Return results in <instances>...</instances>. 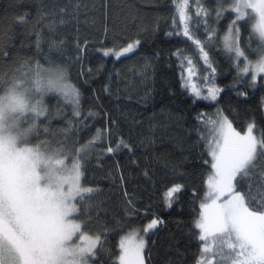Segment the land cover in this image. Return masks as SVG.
<instances>
[{"label": "trees", "instance_id": "16d2710c", "mask_svg": "<svg viewBox=\"0 0 264 264\" xmlns=\"http://www.w3.org/2000/svg\"><path fill=\"white\" fill-rule=\"evenodd\" d=\"M185 5L191 40L180 19ZM237 17L231 0H0V92L38 66L63 69L79 92L78 105L47 93L45 115H30L23 126L32 127L27 143L46 152L74 155L90 145L79 157L91 193L77 200L75 219L99 239L94 264H119L123 235L154 218L160 223L148 234L146 264L200 259L208 239H199L196 225L218 115L240 134L253 126L264 140V81L254 85L242 74V60L223 41ZM254 24L250 11L236 23L249 60L264 54ZM135 41L132 53L103 52ZM209 88L218 90L215 100L204 99ZM250 181L251 194L264 202V157ZM235 183L244 191L249 181Z\"/></svg>", "mask_w": 264, "mask_h": 264}, {"label": "snow or ice", "instance_id": "6c2138e0", "mask_svg": "<svg viewBox=\"0 0 264 264\" xmlns=\"http://www.w3.org/2000/svg\"><path fill=\"white\" fill-rule=\"evenodd\" d=\"M242 6L256 10L259 22L253 27V34L258 35L260 45L258 50L264 49V0H259L257 4L245 3ZM184 7L186 5L180 9V19L185 22L183 35L191 40L188 28L190 18L185 15ZM240 7L241 4L236 5L237 12ZM241 18L238 16L237 19ZM138 43L137 41L136 44ZM194 43L207 62L208 55L204 51V46L199 40H195ZM224 43L226 50L234 53L238 61L241 57L246 60L231 30ZM133 48L134 45L129 44L116 55L119 57L130 53ZM188 63L191 64V61ZM38 69L34 81L36 91H57L65 96L71 95L74 102L79 104V92L75 87L65 83L66 73L63 69L58 67L43 69L39 66ZM240 71L242 74L251 71L255 81L257 74L264 73V58L255 65L246 64ZM41 72L46 75L41 76ZM24 76L25 79L14 78L12 83L23 85L26 92H32V88L26 82L27 73ZM192 87L195 95L200 96L195 85ZM207 91L208 96L204 99L210 97L215 100L218 90L209 88ZM30 112L36 117L45 115L39 104L33 105ZM25 113L28 111H23L22 107V114ZM76 114L79 115L78 112ZM14 130L18 131L16 120L7 122L0 111V264H87L88 258L94 255L99 243L98 238L85 236L80 224L71 223L67 219L78 211L75 202L85 200L91 193L90 189L81 190V165L78 162L73 165L71 190L66 187L65 192H52L46 176L47 161L41 153L27 150L23 157V166H18L21 154L16 152L17 136L13 135ZM219 132L224 143L223 146L217 144L211 151L214 174L208 180V197L212 199V203L202 205L204 214L200 223L196 225L201 232L199 239L203 242L209 236H218L222 240L227 238L230 241L235 234L236 243L228 242L227 248L230 250L239 248L240 251L236 255L243 257L239 264H264V202L251 194L250 181L255 162L259 157H264V140L257 141L252 134L253 126H249L246 135H241L226 119L219 122ZM81 151L83 155H87L83 149ZM108 151L112 152L113 149L109 147ZM55 155L61 156L63 153ZM64 163V160H56L58 165ZM238 178L241 181H249L245 185L246 190L237 189L234 182ZM179 191L180 187L175 186L168 195L171 197L173 193ZM225 194L228 199L222 204H217V200ZM69 200L73 205L71 208L67 207ZM159 223L160 221L153 219L145 231L154 229ZM74 238L80 243L76 244ZM121 247L124 251L120 258L121 264H143L141 256L143 241L128 247L122 244ZM211 250L205 244L204 252Z\"/></svg>", "mask_w": 264, "mask_h": 264}, {"label": "rangeland", "instance_id": "374dc122", "mask_svg": "<svg viewBox=\"0 0 264 264\" xmlns=\"http://www.w3.org/2000/svg\"><path fill=\"white\" fill-rule=\"evenodd\" d=\"M258 2H259V0H231V8L237 13V16L242 17V18L246 17L247 14L250 11L255 17V24H254V26H255L259 22V16L256 13V10L252 9V8H247L246 9L242 5L245 4V3L257 4ZM237 4H241L239 12L236 11V5ZM234 21L237 23L238 19H235ZM236 23L234 24V22H233L232 24H230L229 29L226 31V33H225V35L223 37V41H225V37L229 35V32L231 30L232 35L234 37H236L237 43H238V34H237L238 33L237 28L238 27H237ZM136 42L137 41L130 43V44L134 45V48H133L132 52H134L137 49ZM224 45H225V43H224ZM127 46L122 47V48H118V49H109V50L108 49H104L103 52H104V54L107 52L109 55H114V56L117 57L116 53L122 52L123 49L126 48ZM240 49H241V47H240ZM132 52H130V53H132ZM126 54H129V53H125L124 55H126ZM244 54H245V52H244ZM245 57H246V60H245L244 57L240 58L242 60L241 69H243L246 64L255 65L258 61H260L262 58H264V54H263V56H261L257 60H252V59L249 60L246 55H245ZM40 68L47 69V68H50V67H40ZM37 69L35 71L33 70L34 72L32 71L31 74L27 73V80H26L28 86L32 88L31 95L34 97V103L35 104H39V106L45 111L43 99H44V96L47 93H49V92L58 93V94L62 95L63 97H65L66 99H68V100L72 99L74 101V98L71 95L65 96L61 92H57V91H42V92L41 91H36V89L34 87V81L36 79V73L39 70V69L38 70ZM247 74L250 76V78L253 81V78H252L253 77V73L251 71H249ZM45 75H46V73L41 72V76H45ZM23 77L22 78L25 79V76H23ZM260 78H262L263 81H264V73H260V74L256 75V79H255V81H253L254 85L259 84V79ZM65 83L73 86L70 82H68L66 80H65ZM192 93H194V91ZM30 115L35 116V114H33L31 112L22 114L21 118H20V122L18 124V131L17 130L13 131V135L17 136L16 152L18 154H21L18 166H20V167L23 166V164H24V158L23 157H24V155H26L27 150L31 149L33 152H39L44 157V159L47 161L46 176L48 178V183L51 185V191L54 192V193L65 192V188L66 187L69 190H71V188H72V183H71L72 182V177L74 176L73 165L76 162H78L80 165H82L80 157H79V153H82V151H80V148H78L75 151V154L72 155L71 152H69V151L58 150V152H46V151L42 150L41 148H39L38 146L29 145L27 143V141L31 137L32 127L25 128L23 125H24V122L27 120V118ZM225 119L232 125L231 121L225 115H223V114L218 115L216 123H215V128H216L215 131H216V133L210 139V143H209L210 144V157H211V162L212 163L214 162L212 160V156H211L212 149L216 148L217 144H219L220 146H223V143H224L223 137H222V135L219 132V122L223 121ZM232 128H233V125H232ZM247 132H248V130L245 133H242L241 135H246ZM252 134L256 137L258 142L261 141V138L259 137V135H257L255 133L254 129H253ZM89 148H90V145H87V146H85L82 149L85 151V150H87ZM218 150L219 149L217 148V151ZM55 153H57V154L63 153V155L57 156V155H55ZM49 157H51L50 160L48 159ZM56 160H64L65 163L63 165H58V164H56ZM213 174H214V169H212V172H211V175L209 176V178L212 177ZM209 178H208V180H209ZM178 186L180 187V185H178ZM80 187H81L82 191L84 189H90L88 187H85L82 184V171H81ZM174 187L175 186H173L171 189H173ZM170 190H168V192H167V196L168 197H169L168 194H169ZM208 193H209V187L207 188V193H206V195H207L206 204H211L212 203V199L208 197ZM171 197H169V198H171ZM227 199H228V196H227V194H225L224 196H221L219 200H217V204H222ZM72 206L73 205L71 203V200H69L67 207L71 208ZM75 207L77 209V201L75 202ZM203 214H204V209H202V213H201V216L199 218L198 224L200 223V220H201V217H202ZM75 216H77V212L74 213L73 215L69 216L67 219L71 223L80 224L75 219L76 218ZM154 219L158 220L157 218H154ZM150 223L151 222L145 224L142 227H137V228H134V229L126 232L123 235L122 240H121V245L123 244L125 247H128L131 244H138L140 241L144 242V248H143V251H142V254H141L143 264H146V262H145V250H146L147 243H148V234H149V232H151L153 230L152 229L150 231H145V229L147 228V226ZM83 234L85 236H87V237L92 238V239H97L96 237H94L92 235H89L88 233L83 232ZM211 237H213V236H209L208 237V240H207V242L205 244H207L212 250L209 251V252H204V247H203L202 255H201L200 259L198 260V262L196 264H201V262H203V264H239V261L241 259H243L242 256H237L236 255V253H238L240 251L239 248L237 247L235 250H230V249L227 248V243L228 242L236 243L235 234L232 235L230 241L227 238H224L222 240L219 237H213V238H211ZM74 240H75L76 244L80 243V241L78 239L74 238ZM98 241H99V239H98ZM96 248L94 250V255H92V256H90L88 258L87 264H94L92 262V259L95 257ZM123 255H124V251H123V249L121 247L120 258ZM120 258H119V264H121V259Z\"/></svg>", "mask_w": 264, "mask_h": 264}, {"label": "clouds", "instance_id": "9594fccd", "mask_svg": "<svg viewBox=\"0 0 264 264\" xmlns=\"http://www.w3.org/2000/svg\"><path fill=\"white\" fill-rule=\"evenodd\" d=\"M35 105L31 92H26L23 85L10 83L4 91L0 92V111L3 112L7 122L14 119L19 124L23 111H31Z\"/></svg>", "mask_w": 264, "mask_h": 264}]
</instances>
